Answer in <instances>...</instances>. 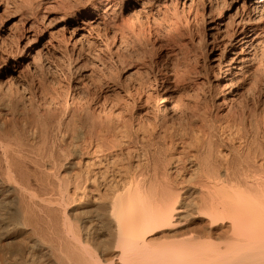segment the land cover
Masks as SVG:
<instances>
[{"label":"bare ground","instance_id":"1","mask_svg":"<svg viewBox=\"0 0 264 264\" xmlns=\"http://www.w3.org/2000/svg\"><path fill=\"white\" fill-rule=\"evenodd\" d=\"M195 2L84 0L48 21L70 76L95 75L85 67L98 42L134 66L110 73L87 104L53 113L55 87L23 76L39 70V23L22 21L0 91V264H264V0H201V28L180 35L175 59L134 55L116 31L98 35L132 13ZM178 20L171 29L187 26ZM11 36L0 28V42ZM83 85L73 81L72 95L88 96ZM209 99L214 112L199 108ZM233 123L244 133L222 136Z\"/></svg>","mask_w":264,"mask_h":264},{"label":"rangeland","instance_id":"2","mask_svg":"<svg viewBox=\"0 0 264 264\" xmlns=\"http://www.w3.org/2000/svg\"><path fill=\"white\" fill-rule=\"evenodd\" d=\"M47 1L48 0H46V1L45 0H0V28H9L11 35H12L11 36L12 39L9 38L7 40H3V42L2 41L0 42V88H2V89H0V91L3 90V87H1V86H2V84L4 86L3 81H5V67H4L5 56L10 54L9 52H11V53L13 52V54H14L18 50V47H17L18 44L16 41V37L20 33V28H21L24 20L28 17H35L39 23L38 24L39 26H37V28H36V34L37 35L35 37H37V36L38 37L35 39L36 40V42H35V49L36 50L35 51L37 52L38 50H40V51H42L41 52L42 54L38 51L40 54L39 55V54H37L38 52L36 53L34 51L33 55L31 57L36 59V62L38 61L37 64L39 66L37 65V67L39 68V70L38 69L37 70H38V72L40 71L41 74H40V72L39 73L37 72V74L36 73L32 74V73H30V68H28V69L26 68V69H24V75L23 76H24V78L28 79V81H29V79L31 81L34 79L36 84L42 82L43 84L42 83L41 84H42V86L44 85L45 88L48 86L49 83H51L50 85L52 86V88L55 87V88H53V89H56L55 92H54V90L50 89L51 88L50 85L46 88L47 91L51 90L50 93H51V95L54 94V95H52L53 97L54 96L57 97V98L56 97L51 98V100H53L52 101L53 103L51 102L50 106H51V104L52 105L54 104L53 106H51L52 109L49 108L50 107L49 105H46V107L49 106L47 108H49L51 113H53L54 111L56 112L58 108L61 109V107L63 105L67 106L66 102H68L69 106H74V107L75 106L80 107V105L81 106L85 105L82 103L87 104V102H90L93 100L92 99L93 97H96L95 94L97 92L99 93L101 91L100 86L103 87L104 78L105 79L109 78V76H111V74H113L112 76H114V77H116V74L122 75L119 72L124 73L123 71H126V69H130V67H134V66L130 65V67H129V65H128V66H125L126 68H124V67L122 68L120 66V64L116 61V59H114V56L112 58V55H113L112 53H111V57H110V53H108V52H110V50L108 51V49L106 50L105 48L99 50L100 47L98 46V43H99L98 42V43H96L97 47H96V44H94V43L91 44L92 48H90V51L87 54V65L88 66L86 65L87 67H85L86 70H91V69L93 70L94 69L93 73H95V75L93 74L91 79L89 77V80H88V78H85V79L82 78L80 76V72H77V73L75 72L73 76H70L66 72V68H67L66 63L62 62L60 60V57L56 51H53L52 49H50V44H49V40H52V42H54V40H56V38H57V40L62 39L61 37H63V35L59 36V34H57L58 36L56 35L57 37H55V39H53V38L51 39V36H50V34H48V32L50 33L51 27L54 26L53 24L57 23L58 19L61 17V15L63 14V11L65 9L73 8V7H75V5H77L80 2H83L84 0H64V1H62V3H61V0H58L57 4H46V6L44 4H41V6L38 7L40 2H47ZM226 6H228V5H226ZM45 7H47V8H45ZM52 7H54V8L52 9ZM191 9H190L191 11H189V8H187V9L186 8L185 9L175 8L174 5H171L167 9H162L160 11H154L153 13L152 12H150V13L144 12V11L136 12L134 14L132 13L129 16H127L126 23L119 22V24H114V25L111 23V25L107 28L106 31L104 28L103 29L100 28L101 31L99 32L100 34H98V35L104 39L107 33H109L111 35L113 31H116V33L119 36H121V34L123 35L124 40H125V45H126V47H128V48L125 47L126 50L129 52H132V54H133V52L136 53L134 55H137V53L141 52L144 54L146 59L161 58V57L164 61L168 60V59H175V57H177L176 56L177 53L175 51L178 47V41H179L178 39H181L180 35L182 37L183 36L189 37V36H187L189 33H190L189 34L190 36H191V34L193 35V34L197 33L199 30L198 28H201V25H202V22H201V14H202L201 0H196V2L194 3V5ZM46 10H48V11H46ZM222 11H226V8L224 7ZM44 14H45V16H43ZM177 18L178 19L184 18V22H188V24L185 23V25H187V26H180L179 29L182 28V31H183V32H181L182 34L179 32V29H177L178 30L177 31V30H175L174 27H173L174 29L172 28L173 32L176 31L177 34L175 32L173 33L171 31L172 30L171 26L174 22L177 23V21H176V20H178ZM39 19L41 20V22ZM48 21L49 22L51 21V23H53L52 25H50L51 27L48 25V23H49ZM54 21H56V22H54ZM178 21H180V20H178ZM51 23H49V24H51ZM43 24H45V25H43ZM128 25H129V27H128ZM185 29H186V31H185ZM188 31H190V32L188 33ZM97 33L98 32L93 31L94 36H96ZM186 33H187V35H185ZM178 34H179V38H178V36H176ZM174 41H175V43H174ZM34 53H35V57H34ZM149 54H152V55H149ZM141 56H143V55L141 54ZM99 63L104 64V66H102ZM47 64H50V65H48L49 67H47ZM118 68H120V69H118ZM118 70H121V71H118ZM214 70L207 69L208 72L210 71L208 73V77L210 78V80L214 79V76H215L214 72H217L216 69H214ZM43 72H44V75L46 74L45 76L43 75ZM114 72H115V75H114ZM116 72H118V73H116ZM38 74L41 76H39ZM34 76L35 77L39 76L41 81H39V77L34 78ZM43 77H44V80H42ZM80 77L84 80H82ZM71 78L72 79L74 78L72 80V82H71ZM80 79H81V81H80ZM44 81H45V83H44ZM73 81L74 82H80L81 85H83L85 82V84L83 86H86V88H88V90L85 88L87 91H89V94L86 93V94H88V96L84 95V97H85L84 98L79 93H78V95H77V93L72 95L71 92H72L73 88L71 86H72ZM206 82H207V80H206ZM88 85H89V87H88ZM206 87L208 90V91L206 90L208 92L207 94H209V91L213 92L212 89L210 88V85L208 82L206 83ZM48 88L50 90H48ZM89 89L90 90L92 89L91 90L92 93L90 92ZM56 91H57V93H56ZM103 91L105 92L106 89L104 88L102 90V92ZM227 91H229V90L224 89V90H221L220 92L221 93L223 92L222 94H224ZM52 92H54V93H52ZM0 96H1V94H0ZM91 96H93V97H91ZM71 97H73V98H71ZM86 97H89V98H86ZM249 97H250L249 95H244L245 101L247 100V103L250 102L252 104L254 102V100H253L254 98H251V97H253L252 95L250 98ZM90 98L92 100H90ZM100 98H98V100ZM55 99H57L56 102H55ZM58 99H59V101H58ZM85 99H87V100H85ZM81 100H83V101H81ZM98 100L96 99L94 101L98 104L100 102L102 103V100L101 101L100 100L98 101ZM114 101L116 102L115 97H113V98L110 97L109 104L113 105L112 103H114ZM210 101H211V99H209L208 105H207V103H205V104L202 103L203 105L201 104L202 106H199V108L201 110L209 109V110L214 112L215 107L211 108L212 105H211ZM42 102L43 101L41 100V103ZM62 102H64V103L62 104ZM187 102L189 103L186 106V107L189 106L187 108V110L188 111L194 110L195 104L193 103V101L188 100ZM55 103H56V105H55ZM58 103L60 105L61 104L62 105L60 106ZM122 103L123 104L118 103L119 106L117 105V109L119 111L123 110V111H121V113L124 115L127 108H125L126 107L125 103L124 102H122ZM77 104L78 105L80 104V105L78 106ZM114 104H116V103H114ZM57 105H58V108L56 107ZM99 105L101 106V104H99ZM129 106L132 107V105H128V108H129ZM206 106H208V108ZM46 107L42 106L40 110L43 112V111H45V109H47ZM131 107L129 108V110L133 112ZM190 108H192V109H190ZM199 108H196V110L199 111L200 110ZM261 108H264V106ZM60 109H58V110H60ZM30 112L32 114L35 111L31 110ZM225 116H223L224 121H226L227 119H229V120L233 119L231 117L227 118V116L226 117ZM233 124L234 125L230 124V129L228 128L229 131L224 130V132L221 133L222 136H225V137H229V136L232 137L233 136L232 138H236V137H238V135H240V130H241V134L244 133V131L240 128V126L237 123H233ZM248 127H250V125H247V130L251 134V132L253 130H251V128H248ZM262 129H264V125L262 126ZM195 199L197 201V198H195Z\"/></svg>","mask_w":264,"mask_h":264}]
</instances>
